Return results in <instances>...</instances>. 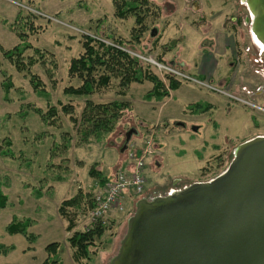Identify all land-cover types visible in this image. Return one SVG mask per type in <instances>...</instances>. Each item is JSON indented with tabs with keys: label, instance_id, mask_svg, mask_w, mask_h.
I'll return each mask as SVG.
<instances>
[{
	"label": "rangeland",
	"instance_id": "obj_1",
	"mask_svg": "<svg viewBox=\"0 0 264 264\" xmlns=\"http://www.w3.org/2000/svg\"><path fill=\"white\" fill-rule=\"evenodd\" d=\"M150 1L159 5L160 13L146 20L147 31L137 44L130 43L133 20L115 18L110 0H0L2 48L10 49L17 43L2 21L11 23L22 9L39 16L36 25L41 32L29 42L49 51L56 64L51 78L54 82L42 68H35L47 89L46 94H37L25 76L0 54V84L8 78L12 84L7 100H3L0 85V192L7 197L6 208L0 210V245L6 248L4 253L0 250V264H41L46 257L44 248L51 243L59 245L60 264H75L66 243L70 236L65 231L67 222L57 209L78 191L87 190L93 197L99 183L89 175L92 166L104 176L124 171L126 166L118 170L115 166H131L128 151L143 156L146 141L151 139V153L145 155L141 172L145 181L142 199H152L213 180L226 170L237 146L264 136V112L251 107L264 104V91L255 96L257 89L264 88V74L256 72L264 49L253 40L252 15L247 4L243 0ZM153 28L157 32L151 37ZM83 35L126 41L130 44L127 50L137 55L153 74L164 81L167 72L175 74L180 90L166 104L143 99L149 83L131 85L123 97L116 89L91 96L89 100L94 103L123 101L131 107L108 139L81 140L67 116H60L54 126L44 125L33 108L45 112L50 106L66 103L75 105L77 113L83 108L86 99L63 94L64 88L77 84L68 77L67 68L81 52ZM206 41L211 47L202 44ZM188 91L194 99L185 97ZM223 92H228V97ZM206 95L219 104L212 114L195 118L175 113L183 121H168L170 115L157 118L156 110L162 106L176 112L186 102L196 100L202 104ZM140 117L151 118L152 127H138L139 134L130 137L123 152L125 134L137 127ZM175 124H182L183 129ZM67 139H71L69 145ZM135 201L136 196L126 193L120 199V207L100 220L106 232L88 264H109L116 255L127 220L135 211ZM13 218L30 222L33 242L4 231ZM89 224V212L80 213L76 230L89 229Z\"/></svg>",
	"mask_w": 264,
	"mask_h": 264
},
{
	"label": "trees",
	"instance_id": "obj_2",
	"mask_svg": "<svg viewBox=\"0 0 264 264\" xmlns=\"http://www.w3.org/2000/svg\"><path fill=\"white\" fill-rule=\"evenodd\" d=\"M11 1L29 3L31 0ZM110 1L115 18L121 20L131 18L133 20L134 27L131 29L130 43L139 44L147 31L146 20L158 16L160 7L150 0ZM35 10L38 11L37 8ZM38 19L39 16L21 9L11 23L2 21L9 31L14 34L17 43L6 50L0 45V54L16 72L25 76L35 93L46 94L45 84L35 73V68H42L51 79L56 64L49 51L34 47L29 42L32 36L41 32L38 24L36 25ZM81 39V52L70 60L67 68L68 77L76 80L77 84L73 87L64 88L63 94L73 99H86L83 108L80 113L74 110L75 105L71 103L58 104V108L50 106L45 112L33 108L34 113L39 116L40 121L46 126H54L59 121L60 116H67L76 133L82 136L81 140L86 141L90 137L96 140L108 139L107 136L112 134L118 126L119 119L130 112L131 108L128 103L123 101L94 103L89 100L91 96L101 94L109 89H117V94L123 97L125 90L131 84H140L147 81L152 84V89L145 95V99L148 101L151 99L160 100L167 97L169 91H174L181 85L177 78L166 73L165 82L167 86H165L163 79L153 74L148 66L128 51L130 50L128 47L130 44L128 45L126 41L110 37L100 38L97 35L94 37L83 35ZM107 39L110 40V43H105ZM141 53L143 52L141 51ZM51 80L54 82V79ZM0 85L3 100H7L12 90L10 78ZM190 110L194 113L203 111L198 104H195ZM138 127L140 126L137 123V127L134 128L135 136L139 134ZM143 129H148V127L143 126ZM70 142L71 139H67L68 145ZM67 146L65 145V147ZM127 148L128 143L124 138L121 150L124 149L123 152H126ZM8 156L13 157L11 153H8ZM89 175L95 178L99 185L108 180L95 166L91 167ZM143 195L137 196L136 201L142 199ZM6 203L7 197L0 192V210L6 208ZM93 206L92 194L86 190L78 191L71 198L63 200L57 209L58 215L67 222L65 231L70 236L66 239V243L71 250V259L75 264H88L91 261L92 251L97 242L98 244L102 242L101 240L106 232V226L101 221L95 223L89 229L76 230L79 214L86 215ZM29 228L30 222L28 220L19 221L13 218L4 228V231L8 235H20L27 242H33L35 236L29 232ZM0 250L4 253L6 248L0 245ZM44 250L46 257L41 264H60L58 243L48 244Z\"/></svg>",
	"mask_w": 264,
	"mask_h": 264
},
{
	"label": "water",
	"instance_id": "obj_3",
	"mask_svg": "<svg viewBox=\"0 0 264 264\" xmlns=\"http://www.w3.org/2000/svg\"><path fill=\"white\" fill-rule=\"evenodd\" d=\"M243 1L264 49V0ZM109 264H264V136L237 146L213 180L139 200Z\"/></svg>",
	"mask_w": 264,
	"mask_h": 264
},
{
	"label": "built area",
	"instance_id": "obj_4",
	"mask_svg": "<svg viewBox=\"0 0 264 264\" xmlns=\"http://www.w3.org/2000/svg\"><path fill=\"white\" fill-rule=\"evenodd\" d=\"M260 60L261 58L258 60V63L261 62ZM167 73L176 78L175 74L170 72ZM210 89L214 92L218 91L213 88ZM251 107L254 108V104H251ZM151 142V139L146 141V146L142 150L143 156L139 157L134 152L128 151L127 160L132 163L129 171H119L112 178H108L102 185L97 186L98 189L93 195L94 206L89 211V226L99 222L113 208L120 207V199L124 197L126 193L128 194L129 192L134 197L143 194L145 181L141 171L144 165L143 161L145 155L151 153Z\"/></svg>",
	"mask_w": 264,
	"mask_h": 264
},
{
	"label": "crops",
	"instance_id": "obj_5",
	"mask_svg": "<svg viewBox=\"0 0 264 264\" xmlns=\"http://www.w3.org/2000/svg\"><path fill=\"white\" fill-rule=\"evenodd\" d=\"M157 6H159V5H157ZM159 34H158V36L154 39V42H156L157 41V39L159 38ZM144 83H149L150 84V87H149V89L147 90V92L145 93V95L149 92V91H151V89H152V84L150 83V82H147V81H144V82H142V83H140L139 85H142V84H144ZM164 84H165V86H167L166 85V82L164 81ZM131 85H133V84H131ZM130 85V86H131ZM130 86H129V88H130ZM129 88L127 89V91L129 90ZM180 88H181V86H179L176 90H174V91H169V95L167 96V97H165V98H163V99H160V100H157V99H151V100H146L147 102H155V103H157V104H161V103H163V102H165V104H166V102H171V98H172V96L174 95V94H176V92H178L179 90H180ZM109 90H111V89H109ZM109 90H107V91H109ZM107 91H105V92H107ZM116 91H117V89H116ZM105 92H103V93H105ZM117 93V92H116ZM145 95L143 96V99H145ZM207 96V97H206ZM206 96H204V100L202 101V104L200 103V102H196V100H195V102H186L187 104H186V106H181L180 107V109H176V112L173 110V109H170V108H168V107H164V106H162V107H160L159 109H157L156 111H158V113H157V118H160L161 116H163V117H161V118H166V117H169L170 118V116H171V118L168 120V121H172V120H175V121H183L182 119L180 120V119H177L178 117L176 116H174V115H176L177 113V115H180L181 117H183V116H187V115H190V116H193V117H199V116H201V117H203V116H205V115H208V114H212L214 111L216 112V110L218 109V102L216 101V99H214V98H212L211 96H208V95H206ZM185 97H189V99H194L193 98V96H190V92L188 91V92H186V96ZM164 104V105H165ZM169 104V103H168ZM195 104H198V105H200L201 107H202V112H199V113H194V112H192L190 109H191V107H193ZM131 108V107H130ZM200 110V109H199ZM166 111V112H165ZM131 112V111H130ZM155 112V111H154ZM162 112H163V114H162ZM176 113V114H175ZM170 115V116H169ZM151 118H154L153 116L151 117ZM151 118H149V119H145V118H142V117H140V119H137V123L139 124V126H147V127H152V125L151 124H149L150 122V119ZM213 126H214V123H213ZM180 127V129H183V126L181 127V126H179ZM198 128V127H197ZM147 130H149V129H147ZM113 166V165H112ZM127 168H126V167ZM122 167H124V168H126L125 170L127 171H129L130 170V167L131 166H127V165H124L123 164V166H115V168L118 170V169H120V168H122ZM99 172H101L100 170H98ZM113 174H115V173H112L110 176H107V175H105L107 178H109V177H111ZM104 176V175H103ZM86 191V190H85ZM137 202V201H136ZM136 202H133V204H135ZM67 233V232H66ZM67 234H69V233H67ZM70 252H71V250H70ZM71 256V255H70Z\"/></svg>",
	"mask_w": 264,
	"mask_h": 264
},
{
	"label": "flooded vegetation",
	"instance_id": "obj_6",
	"mask_svg": "<svg viewBox=\"0 0 264 264\" xmlns=\"http://www.w3.org/2000/svg\"><path fill=\"white\" fill-rule=\"evenodd\" d=\"M204 43H209V42H204ZM204 43H202V44H204ZM210 47H211V43H210V45H209ZM237 60V59H236ZM261 62L260 63H257V65H256V67H257V70H256V72L257 73H261L262 75L264 74V58H261V60H260ZM234 64H233V62H232V65H231V67L233 66ZM198 80H203L202 78H200V77H198L197 78ZM208 83V82H207ZM258 91L257 92H255V96H257V97H259V96H261V94L263 93V91H264V88H260V89H257ZM223 96H227L228 97V92H223V94H222ZM259 104V103H258ZM264 104H259L257 107L254 105V108H255V110L257 111H262V112H264Z\"/></svg>",
	"mask_w": 264,
	"mask_h": 264
},
{
	"label": "bare ground",
	"instance_id": "obj_7",
	"mask_svg": "<svg viewBox=\"0 0 264 264\" xmlns=\"http://www.w3.org/2000/svg\"><path fill=\"white\" fill-rule=\"evenodd\" d=\"M264 47V46H263Z\"/></svg>",
	"mask_w": 264,
	"mask_h": 264
}]
</instances>
